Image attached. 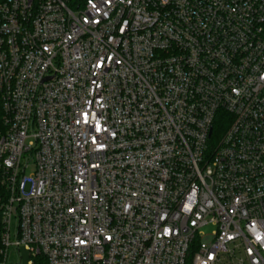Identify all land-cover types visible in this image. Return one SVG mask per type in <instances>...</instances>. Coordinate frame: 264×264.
Here are the masks:
<instances>
[{"label":"built area","instance_id":"obj_1","mask_svg":"<svg viewBox=\"0 0 264 264\" xmlns=\"http://www.w3.org/2000/svg\"><path fill=\"white\" fill-rule=\"evenodd\" d=\"M11 247L264 264V0H0V264Z\"/></svg>","mask_w":264,"mask_h":264},{"label":"rangeland","instance_id":"obj_2","mask_svg":"<svg viewBox=\"0 0 264 264\" xmlns=\"http://www.w3.org/2000/svg\"><path fill=\"white\" fill-rule=\"evenodd\" d=\"M11 231L12 238L15 239L18 231V220L15 216L12 219ZM30 260L31 254L24 247H21L20 249L11 247L8 252L6 264H28Z\"/></svg>","mask_w":264,"mask_h":264},{"label":"trees","instance_id":"obj_3","mask_svg":"<svg viewBox=\"0 0 264 264\" xmlns=\"http://www.w3.org/2000/svg\"><path fill=\"white\" fill-rule=\"evenodd\" d=\"M221 132H223V127H221L220 125L215 126L213 139L216 138L219 134H221ZM34 264H47V261L43 256L39 255L35 258Z\"/></svg>","mask_w":264,"mask_h":264}]
</instances>
